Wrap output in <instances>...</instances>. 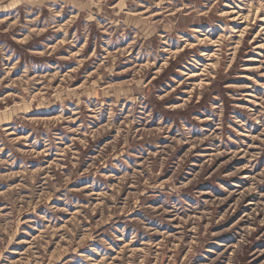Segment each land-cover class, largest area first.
<instances>
[{"label":"rangeland","instance_id":"1","mask_svg":"<svg viewBox=\"0 0 264 264\" xmlns=\"http://www.w3.org/2000/svg\"><path fill=\"white\" fill-rule=\"evenodd\" d=\"M0 264H264V0H0Z\"/></svg>","mask_w":264,"mask_h":264}]
</instances>
